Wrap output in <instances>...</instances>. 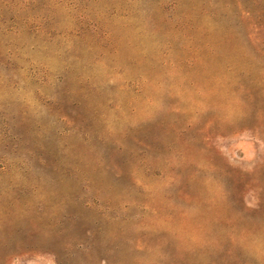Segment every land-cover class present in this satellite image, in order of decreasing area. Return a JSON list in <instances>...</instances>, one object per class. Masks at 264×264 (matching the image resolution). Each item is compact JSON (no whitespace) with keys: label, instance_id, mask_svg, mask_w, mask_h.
Wrapping results in <instances>:
<instances>
[{"label":"rangeland","instance_id":"obj_1","mask_svg":"<svg viewBox=\"0 0 264 264\" xmlns=\"http://www.w3.org/2000/svg\"><path fill=\"white\" fill-rule=\"evenodd\" d=\"M0 264H264V0H0Z\"/></svg>","mask_w":264,"mask_h":264}]
</instances>
